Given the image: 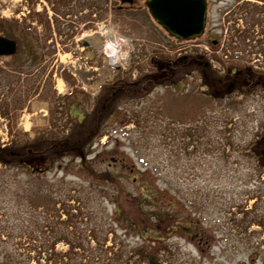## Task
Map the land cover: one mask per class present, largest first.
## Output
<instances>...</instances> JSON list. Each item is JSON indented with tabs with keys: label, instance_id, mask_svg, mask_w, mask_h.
<instances>
[{
	"label": "rangeland",
	"instance_id": "374dc122",
	"mask_svg": "<svg viewBox=\"0 0 264 264\" xmlns=\"http://www.w3.org/2000/svg\"><path fill=\"white\" fill-rule=\"evenodd\" d=\"M114 2L111 1L110 13L106 9L108 1H105L103 18L95 20H103L109 14L111 24L115 23L140 53L139 59L134 60L136 64L145 65L147 70L148 61L156 52L173 54L199 49L211 56L226 57L223 53L226 47L232 50L231 46L234 49L231 53L236 52L225 58L230 67L244 68L247 62L263 64L264 53L254 59V55H248L251 46L243 43L236 46L232 35L236 28L243 29L245 25L244 20H237L241 18L239 7L244 2H253L264 9V0L210 1L212 5L205 32L195 40L184 42H179L157 25L145 1H140L139 7L128 9L126 13L115 11L118 2ZM74 10L70 6L69 10L57 12L66 19V14L77 13ZM242 12L246 16L247 13ZM43 17L37 26L29 27L18 19L21 22L16 30L18 41L28 53H21L19 58L0 57V102L5 108L9 103L10 113H17L20 127L29 131L49 125L54 117L63 114L62 109L82 119L90 113L100 86L118 72L115 67L95 69L87 64L84 58L94 53L83 52L80 56L76 43V52L65 53L66 48L59 36L64 30L62 24L56 26V37L65 50L57 53L55 49L45 48L49 44L47 39L55 36L46 24L47 18ZM261 28L255 30L261 32ZM61 37L65 38L64 35ZM213 40L218 42L213 44ZM132 62L125 64L126 68L121 71L130 69ZM39 63L41 65L37 66ZM134 69L137 76L139 70ZM199 82L200 79L193 80L184 93L157 88L145 100L123 104L122 107L116 103L107 115L108 124L104 126L107 135L92 146L88 165L92 174L114 172L119 176V182L132 191L139 188L135 189L131 182L136 181L134 176L148 179L156 188L158 195L152 197L156 205L148 204L146 209L153 214L159 211L163 215L161 220L143 215L142 209L137 207L140 205L138 198L131 202L124 200L123 210L140 212V225L149 229V234L156 233L161 238L153 243L155 248L160 249L161 242H167L168 248L161 250L165 264L167 261L170 264H264V224L247 226L253 215L264 216V173H259L255 161L247 155L248 150H242L264 123V97L261 94L248 98L239 96L240 102L226 104L225 108L207 97ZM133 108L142 118L141 125L132 122L123 126L122 122L128 118L127 111ZM228 117L232 119L230 123L224 121ZM65 120L63 114L61 121ZM206 120L209 125L202 126L207 129L202 134L201 149L192 150L193 143L187 148L185 144L192 139L184 140L182 128L189 124L202 125ZM4 123L0 115V129ZM222 135L232 137L234 141V146H228L226 152L218 145ZM59 165L47 175L35 176L29 169H9L0 164L1 258L9 257L15 264H68L66 259L48 260L45 248L59 237L62 230H66V226L63 229L64 225L60 223L65 216L59 218V215L63 200L76 204L75 197L80 195V190L72 189L73 186L84 188L81 193L86 200V211L92 212V218L103 224L104 230L116 227L118 240L126 246L141 241L140 234L129 231L126 223L113 218L114 198L118 194L116 184L106 183L98 177L92 180L90 172L80 168L78 158L68 157ZM144 187L141 192L145 191ZM135 192H138L136 197L141 193L139 190ZM236 206H244L245 211ZM244 216L245 221L242 220ZM114 221L117 225L113 226ZM172 221H178L180 224L176 225H183L185 229L178 231L172 225L168 227ZM79 222L83 229L94 226L89 216L79 218ZM150 229L160 231L150 232ZM69 231L73 237V228L70 227ZM143 235L151 237L145 231ZM112 237L110 234L108 245H111ZM68 248L64 241L56 244L57 252H65ZM108 263V259L105 260L104 264Z\"/></svg>",
	"mask_w": 264,
	"mask_h": 264
},
{
	"label": "trees",
	"instance_id": "16d2710c",
	"mask_svg": "<svg viewBox=\"0 0 264 264\" xmlns=\"http://www.w3.org/2000/svg\"><path fill=\"white\" fill-rule=\"evenodd\" d=\"M242 10L247 13L245 16L247 27L240 33L239 37L242 43H245L250 37L251 47L248 55L252 54L254 59H257L258 56L264 53V10L259 5L249 2L242 6ZM259 26H262L261 32H259V29L258 31L255 30ZM18 28H20V24L17 21L0 18V33H3L6 37H16L18 39L16 32ZM246 45L249 44L246 43ZM25 52L26 50L23 51V46L19 45V50L14 57L19 58L21 53L24 54ZM214 57L222 62L221 68L215 67L212 57L199 51V49L181 51L174 54L156 52L148 61V70L145 65L136 64V61H134L136 58L133 57L130 69L125 71H121L123 69L118 70L113 79L102 84L100 92L94 97V104L90 113H86L82 119L75 118L72 116L73 113L71 111L64 112L62 109L66 117L64 122L61 121L63 118L62 114L54 117L49 125H44L41 129L34 128L32 132H26L19 127L18 114L10 113L9 103L6 104L8 108H5L2 106L3 103L0 102L2 114L9 116L10 133L12 135L9 144L3 146L0 143L1 165L9 169L26 168L30 170L31 174L42 176L54 170V166H58L66 158H78L80 160V168L89 171L93 178L92 180L98 177V179L101 178L106 183L117 185L118 194H115L114 198L115 211L113 218L116 217V221L126 223V228L129 231H135L141 236L139 243L134 246H126L122 241L118 240L116 227L104 230L103 224H98L92 218V212L86 211L87 206L81 193L84 188L79 189L77 188L78 186H73L72 189L80 190V195L75 197L76 204L72 205L69 204V201H62V213H60L59 218L65 216L60 223L64 225L63 229L66 226V230H62L59 237L45 248L49 254L48 260L53 258L66 259L68 264H104L107 259L109 261L108 264H165V258L161 255V250L168 248L167 242H161L162 247L160 249L155 248L153 243L161 238L156 236V233L149 234L147 232L149 229H144L140 225V222H138L140 212L123 210L124 200H130L131 202L132 199L138 198L137 203L140 205H137V207L142 209L143 215L150 219L155 217L156 220H161L163 215H160L159 211H155L153 214L146 209L148 204L156 205V201L152 199L153 195H158L155 191L156 188L151 186L148 179L140 178L139 176H134L136 181H131L135 189L139 186L138 189L132 191L119 182V176L114 172H93L92 174L88 165V156L93 153L92 146L94 143L100 142L101 138L107 133L106 128H104L108 124L107 115L116 103L117 106L122 107L123 104L145 100L157 88L176 89L184 93L188 84L193 80L197 81L200 79L199 84L204 90V94L208 95L207 97L213 100L216 105L225 106V108L226 104L240 102L239 96L248 98L254 96V94H261L264 97V61L262 65L247 62L248 64L246 63L244 68H235L230 67L226 60H223L218 55H214ZM102 60H104L102 57H98L97 63L103 64ZM134 65L135 69L139 70L138 75L135 77L133 75ZM222 69L225 71L221 72ZM127 97L129 99H125ZM120 99H124V103L121 102L122 100L120 101L121 103H118L117 101ZM127 113L128 118L122 122L123 126L132 122L137 126L141 125L142 118L135 108L131 111L128 110ZM225 120H227V123L232 121L229 117ZM208 125L209 122L206 120L202 125L199 123L195 125L189 124L185 129L182 128L184 130V140H187V138L192 139L190 142L187 141L185 146L188 148L190 143H193L192 150L198 151V149H201L202 134L207 129V127L202 126ZM219 144L223 146L220 147L223 152H226L228 146H234V141L232 137L222 135L218 139ZM242 150H248L247 155L255 161L257 168L260 170L259 173H264V123L260 125ZM43 167L49 169H44ZM141 187H144V192L140 191ZM137 190L141 193L136 197L138 192L135 191ZM122 194H124L126 199H123L124 196ZM71 198L74 199L73 196ZM149 201H152V203ZM125 203L128 202L126 201ZM236 208L242 212L245 211L244 206H236ZM160 212L163 214L164 209ZM87 216L94 221V226L92 225L90 228L88 226L83 229L79 218L82 220ZM75 219H77L76 222ZM242 220L245 221L246 216ZM114 224H116L115 221L113 226ZM176 224L179 225L180 223L172 221V224L170 222L168 227L172 225L171 227L178 229V231L185 229L183 225L178 227ZM252 224L263 225L264 216L253 215L247 226ZM70 227L73 228V237L70 236ZM87 230L90 232L86 233ZM143 231L151 237L148 238L143 235ZM158 231L160 230L150 229V232ZM110 234H113L112 243L108 245ZM59 241H64L69 245L65 252L56 251V244ZM170 263L167 261V264ZM0 264L15 263L9 257H0Z\"/></svg>",
	"mask_w": 264,
	"mask_h": 264
},
{
	"label": "water",
	"instance_id": "95a60500",
	"mask_svg": "<svg viewBox=\"0 0 264 264\" xmlns=\"http://www.w3.org/2000/svg\"><path fill=\"white\" fill-rule=\"evenodd\" d=\"M147 6L156 21L181 40L195 38L204 31L207 17L205 0H149ZM16 50L15 41L0 35V56L12 55Z\"/></svg>",
	"mask_w": 264,
	"mask_h": 264
},
{
	"label": "flooded vegetation",
	"instance_id": "af4514ba",
	"mask_svg": "<svg viewBox=\"0 0 264 264\" xmlns=\"http://www.w3.org/2000/svg\"><path fill=\"white\" fill-rule=\"evenodd\" d=\"M46 1H47L46 5L48 7L55 9L56 10L55 14L58 17H60V19L58 18L55 19L54 25L62 24L63 28H65L63 31L59 33V36L66 50L68 51L74 50L76 52V47L74 45L75 43L77 44L78 49H81L79 44L86 45L85 48H82L81 53L88 50L89 41L86 40V37L84 35V28L88 29V27L90 26L91 17L93 15H96L98 17L104 15L105 12L104 4L105 1H109V0H46ZM112 1L118 2L116 3L118 7L121 8L122 10H125L128 9L130 6L131 7L135 6V3H138L139 1H147V0H133L135 2L132 4H126V3L122 4L120 1H124V0H112ZM208 1H212V0H208ZM70 6L72 10H74L73 8L75 7L74 11H77V13L66 14L67 18L64 19L63 16L60 15V13H58L57 11L59 10L61 11V9L69 10ZM53 35L57 36V33L56 34L53 33ZM63 35L65 38L61 37ZM47 40L49 42L47 48L51 49L52 51L53 49H55L57 50V53L58 52L60 53L61 50H65L64 47L61 45V43H59L60 40H58V37L48 38ZM58 45H60L59 48L57 47Z\"/></svg>",
	"mask_w": 264,
	"mask_h": 264
},
{
	"label": "clouds",
	"instance_id": "9594fccd",
	"mask_svg": "<svg viewBox=\"0 0 264 264\" xmlns=\"http://www.w3.org/2000/svg\"><path fill=\"white\" fill-rule=\"evenodd\" d=\"M128 43L127 40H118V39H113L109 41L108 43V48L112 51L113 57H116L117 54L119 53V49L121 44ZM128 55V53H120V58L123 59Z\"/></svg>",
	"mask_w": 264,
	"mask_h": 264
},
{
	"label": "built area",
	"instance_id": "2783aa9c",
	"mask_svg": "<svg viewBox=\"0 0 264 264\" xmlns=\"http://www.w3.org/2000/svg\"><path fill=\"white\" fill-rule=\"evenodd\" d=\"M12 3H14V6H17L19 4V2H21L22 0H10ZM9 10V9H8Z\"/></svg>",
	"mask_w": 264,
	"mask_h": 264
}]
</instances>
